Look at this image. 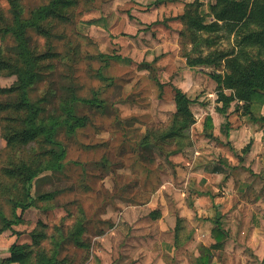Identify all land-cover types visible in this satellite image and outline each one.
Listing matches in <instances>:
<instances>
[{
	"label": "rangeland",
	"instance_id": "rangeland-1",
	"mask_svg": "<svg viewBox=\"0 0 264 264\" xmlns=\"http://www.w3.org/2000/svg\"><path fill=\"white\" fill-rule=\"evenodd\" d=\"M49 1L21 3L29 16ZM215 1L64 0L46 12L39 22L49 33L29 30L40 77L28 99L46 96L40 105L48 119L65 116L61 105L71 93L81 99L76 126L57 127L66 154L51 169L43 165L61 145L50 142L48 127L23 135L27 109L13 104L21 93L16 69L26 67L12 52L18 42L0 33V89L15 87L0 93L8 105L0 110V259L18 242L28 251L22 264H44L52 255L54 264H199L204 254L208 264H264V164L227 169L213 153L216 165L208 159L202 170L184 153L176 157L177 148L192 146L212 127L208 112L223 108L226 117L235 113L242 123L264 127V91L246 92L240 82L230 87L241 71L264 66V48L254 43L258 29L203 32L201 20H212ZM154 2L158 7L150 9ZM194 2L197 35L187 34L183 19ZM9 9L0 0V27L11 23ZM178 89L186 90L189 104H177ZM221 94L242 100L224 104ZM179 110L194 123L175 138L170 131ZM214 166L235 178L213 176ZM22 168L37 171L29 195ZM204 193L208 200H199L202 210L194 215L191 200ZM212 228L224 234L220 243Z\"/></svg>",
	"mask_w": 264,
	"mask_h": 264
},
{
	"label": "trees",
	"instance_id": "trees-1",
	"mask_svg": "<svg viewBox=\"0 0 264 264\" xmlns=\"http://www.w3.org/2000/svg\"><path fill=\"white\" fill-rule=\"evenodd\" d=\"M10 3V20L11 23L7 24L6 27H0V33L4 32L7 35H4L3 38L11 37L13 40H16L18 43L14 47H12L13 53L20 55L22 57L21 61L24 63V66L26 69H16V72L19 73V79H20V85L17 86V89L21 90L20 97H16L17 101L13 104L16 110L17 108L23 107L27 109V117H25V123L27 131L24 134L29 135L33 130H43L45 131L48 127V134L51 136L49 138L50 142L56 146H60V142H58L55 139L56 130L58 126H66L67 129L71 130L73 129L79 120H81V117L77 116L76 107L81 102L80 98H77L75 94L71 93V100L67 105L63 106L61 105V110L64 111V115H59L53 117H45L44 109H42V106L40 105L41 102L46 101V96L42 97L43 99H40L39 102H32L28 98H30V92H31V86L33 85V82L35 79L40 77V73L36 71V61L39 59L37 55L33 57L29 54V30L33 29L35 27L39 28V31H42L43 33H46V29L44 27H40V20H43V16L46 14H49V11L54 10V8L57 6V3H63L64 0H50L48 3L40 5L36 10L29 11V16L25 15L26 8L24 7L23 3H21L22 0H7ZM187 9L185 12V15H183V19L185 20V23L187 25V34H198L200 30L197 29L198 21L197 19H200L198 16H196L197 11L193 10L195 8V2L187 4ZM198 7V5H197ZM56 14H59L58 12ZM198 15V14H197ZM211 18L212 20L210 22L202 19L203 21V32L204 29L208 28H218L217 31L220 29H223L225 27L233 28V32L242 33L248 28L250 25H253L258 29L256 33V37L254 38V43L259 45L260 48H264V0H216L215 4H212L211 6ZM4 21L6 19L4 18ZM250 28V27H249ZM31 31V30H30ZM9 32V33H7ZM51 35V33H50ZM245 36V35H244ZM243 36V37H244ZM54 36H52L53 38ZM193 38V37H192ZM197 39L199 36L196 37ZM246 38V37H245ZM36 49V48H35ZM34 49V51H36ZM45 55H42V57ZM9 60H7L8 62ZM3 64V60L0 59V67ZM5 65H9V63H5ZM28 72V73H27ZM230 87H236L234 83L240 82L244 83V85L247 86L246 92L253 91L255 89H259L264 91V66H258L256 68H253L250 72L241 71V74L239 78L234 81V79L230 78ZM15 91V87L11 88V91H8L6 89H0V93H13ZM222 95V99L224 101V104L231 103V101L234 100H242V97L233 96V95ZM184 99V102L186 104L190 103L189 97L186 95L185 92H183L181 89L177 90V96L176 101L177 104H181V100ZM248 99V98H246ZM251 100V99H250ZM87 101V100H86ZM252 101V100H251ZM8 105L5 104V102L0 101V110H5ZM47 110V109H46ZM222 113H225L222 108L220 109ZM176 119L174 120V123L172 125V128L170 131V134H172L175 138L183 137L186 132L188 131V128L190 125L194 123V121H189L187 118L190 114L187 112H182V110H179L177 113H175ZM182 116L184 117V120L182 121ZM174 117V114H173ZM191 117V115H190ZM210 119L211 123L208 122ZM50 120V121H49ZM52 124L48 126V124L51 122ZM207 127L212 126V119L211 117H207ZM229 126V122L226 123V127ZM148 131L146 132V134ZM14 134H17L16 131H14ZM13 137H10L8 142L9 145H11L13 141ZM27 138L26 136L24 139ZM60 152H58V155L54 152V157H52V160L45 163L43 168L51 169L55 168L59 162L60 159H62L66 154V149L64 146H60ZM250 145H247L245 147L248 149ZM180 150L181 148H177ZM175 149V150H177ZM47 164V165H46ZM41 170V169H40ZM20 174L25 177L26 180V193L28 195L30 194L29 190L31 188V179L35 176L37 171L33 172L30 169L25 170V168L20 169ZM22 205V206H30V203H21L18 202L16 206ZM16 216H19L16 214ZM219 227V225H217ZM214 237L218 243L222 241L224 238V234L217 228H214L213 230ZM217 244V243H216ZM28 257V251L25 250V247H23L18 242H12L9 247V255L2 257L0 259V264H22V262ZM55 255H52L49 259H47L44 264H54ZM198 263L200 264H208L209 261V254H204L198 259Z\"/></svg>",
	"mask_w": 264,
	"mask_h": 264
},
{
	"label": "crops",
	"instance_id": "crops-1",
	"mask_svg": "<svg viewBox=\"0 0 264 264\" xmlns=\"http://www.w3.org/2000/svg\"><path fill=\"white\" fill-rule=\"evenodd\" d=\"M215 2L212 4H215ZM212 4H210V8ZM157 5L159 4L154 2V5H152L150 9H152L153 6L158 7ZM138 13L141 14L138 16L142 21H144V18L142 17L143 12ZM184 92H186V90H184ZM227 115L229 117H226L225 114H222L217 110L208 112V116L212 118V127L208 128L203 136L199 138V140L194 139L192 146L178 150L179 154L176 155L177 161L186 157L185 159L188 164H197V166L203 170L208 166V159L212 160L213 165H216V161H213L212 159H218L217 156H215L216 154L218 157L220 156L219 160L222 159L224 161V164H219L224 165V167L227 169L236 166H238V168H243L244 166L256 168V163L264 164V127L258 128L257 126H253V124L242 123V121H240V117L235 113L230 114V112H228ZM208 122L211 123L210 119ZM228 122L230 123V128L226 127V123ZM198 123L202 124V119H199L196 122V124ZM194 126H192L191 129L193 132L192 136H194ZM212 132H214L213 134L215 137L220 139H211L210 134H212ZM247 141L250 142V147L245 149V144ZM187 152H190V154H188L190 155L191 159L188 158L186 154ZM183 153L185 157H183ZM213 153L215 154L213 155ZM198 156H200L199 159H197ZM223 173H225L230 180L235 178L233 172L231 173L230 170L228 172H224L222 168L214 166L213 176L223 175ZM230 180L227 181V184H230ZM214 187L216 186L214 185ZM193 197L194 200H191L193 202L190 204L192 206L190 209L195 215L202 210L199 207V200L201 199L207 201L208 196L206 193H204L197 194ZM205 208H207V206H205ZM209 222L211 223V221ZM213 227H217V225Z\"/></svg>",
	"mask_w": 264,
	"mask_h": 264
}]
</instances>
